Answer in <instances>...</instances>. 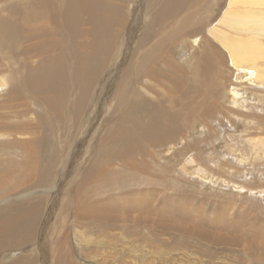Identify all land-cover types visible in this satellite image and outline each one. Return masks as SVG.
I'll return each mask as SVG.
<instances>
[{"label": "bare ground", "instance_id": "bare-ground-1", "mask_svg": "<svg viewBox=\"0 0 264 264\" xmlns=\"http://www.w3.org/2000/svg\"><path fill=\"white\" fill-rule=\"evenodd\" d=\"M263 166L264 0H0V264H164L173 214L208 248L186 186L260 196Z\"/></svg>", "mask_w": 264, "mask_h": 264}, {"label": "rangeland", "instance_id": "rangeland-1", "mask_svg": "<svg viewBox=\"0 0 264 264\" xmlns=\"http://www.w3.org/2000/svg\"><path fill=\"white\" fill-rule=\"evenodd\" d=\"M228 129L229 128L227 124L221 126L222 134L219 138L213 139L214 143H212V147H214L213 152L215 151V155H217V157L224 158L225 156V158L232 159L233 156H230V154H223L225 150V141L223 138L225 131H227ZM235 129L240 130L241 128L239 126H236ZM209 151H212V149ZM190 182L193 183V185L186 186V190L188 191L186 195L192 198V202L194 205H196V207L203 206L205 214L210 213L209 216L205 217V221L200 222V220H198V222L205 224V230L208 233L214 235H223L227 238V240L224 242L218 240L217 244L209 245L207 248L205 244L209 243L208 240L200 236L198 237L196 235H190L191 231L187 232L185 230H181V233L176 232L177 234H172V236L170 235V231H177L175 225L180 222L179 215L173 214L171 215L172 218L166 217L163 221L164 224L162 226L159 224L160 219L158 217L155 220L153 218L152 224L154 225V228L152 229V231L155 237L164 238L168 240L169 243H172L175 239H177L178 241L182 238H185L189 239L191 243L190 246H192V244H195V246H189V248L187 249L174 246L170 247L169 249L165 248L164 250L160 251L166 256L169 255V259L165 257L166 260H164V264H239L241 253L246 254L247 250L252 249V247L246 245L247 240H244L243 234L237 232V240L234 242L232 238L236 236V232H224L223 230H220V228L222 226H227L226 224L230 220H234L237 222L239 218H242L245 223H247V225L250 222L252 223L254 221L256 225H260L262 223L264 224V194H260V196H258V194L256 193L253 194V192H250V187H248L249 189H244L246 192H239L238 189L234 188V191H229L227 190L228 186L224 185L223 182H220L219 186H217V184L215 183H211L209 176L208 178H206V180L194 179ZM262 185L263 183L254 182V184H252L251 186L254 188L256 187L258 189ZM214 189L222 190H215V192ZM182 221L185 225H189L190 223V219ZM166 233L168 235H164ZM184 234L187 235V238L184 236ZM149 247L145 248L148 249ZM205 250H208L210 253L208 255H205ZM153 251L154 249H152L151 253ZM167 252L170 253L166 254ZM127 258L129 261L134 260V256L131 252L127 253ZM136 263L162 264L159 260L157 261L155 258H153L152 261L149 260L148 263H143L141 261H137Z\"/></svg>", "mask_w": 264, "mask_h": 264}]
</instances>
